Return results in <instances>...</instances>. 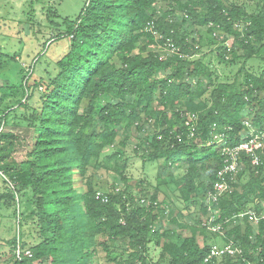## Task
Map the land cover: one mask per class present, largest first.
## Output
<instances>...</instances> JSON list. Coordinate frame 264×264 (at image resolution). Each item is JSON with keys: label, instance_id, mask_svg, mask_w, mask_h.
Instances as JSON below:
<instances>
[{"label": "trees", "instance_id": "16d2710c", "mask_svg": "<svg viewBox=\"0 0 264 264\" xmlns=\"http://www.w3.org/2000/svg\"><path fill=\"white\" fill-rule=\"evenodd\" d=\"M49 15L67 42L57 60L40 64L47 45L11 83L17 54L0 51V207L15 226L0 264H199L230 243L238 254L208 264H264V217L246 216H264V0H86L74 20ZM252 133L260 164L242 157L208 203L223 150ZM136 161L158 172L132 193Z\"/></svg>", "mask_w": 264, "mask_h": 264}, {"label": "rangeland", "instance_id": "374dc122", "mask_svg": "<svg viewBox=\"0 0 264 264\" xmlns=\"http://www.w3.org/2000/svg\"><path fill=\"white\" fill-rule=\"evenodd\" d=\"M86 0H0V51L7 55L17 54L16 63L11 62L7 69L1 71L4 75H8L10 82L15 83L20 79L19 67L29 71L27 66L32 58L43 50L47 45L45 56L40 59V64L45 60H57L66 50L67 42L65 40H53L52 34L54 30L49 26L46 20V12L50 9L51 22H60L62 18L74 20L84 7ZM54 14L57 17H54ZM50 43V44H49ZM159 53L165 54L171 52L167 47L157 50ZM207 53V50L204 51ZM212 60V59H211ZM1 61H3L1 59ZM33 63V62H32ZM31 63V64H32ZM214 66L216 64L214 63ZM3 68V67H1ZM219 70L221 66H217ZM39 69V68H38ZM50 70L49 67H42L39 70ZM18 71V72H17ZM43 72V71H42ZM41 72V74H42ZM16 73V74H14ZM0 84L1 81H0ZM7 131L23 136L24 131L7 127ZM156 165H145L141 168L140 162L136 161L129 171L130 191H135V185L138 179H147L153 185L155 184V176L157 174ZM101 174L100 176H102ZM105 181L110 182L108 177H103ZM102 178V179H103ZM0 182V189H1ZM162 198V195L159 196ZM12 210L0 207V239L7 240L12 237V231L15 234V226L11 224L10 217ZM13 220V218H12ZM162 228H171L166 219L161 222ZM159 249L150 245V257L153 262L158 260Z\"/></svg>", "mask_w": 264, "mask_h": 264}, {"label": "built area", "instance_id": "2783aa9c", "mask_svg": "<svg viewBox=\"0 0 264 264\" xmlns=\"http://www.w3.org/2000/svg\"><path fill=\"white\" fill-rule=\"evenodd\" d=\"M4 131L5 125L2 123L0 125V133ZM262 147L263 145L260 140V137L258 135H253L252 133L250 134L249 138L240 143L238 146H235L231 149L225 148L223 150V154L226 156V159L224 161L223 168L217 174L218 181L213 185L214 192L207 194L206 200L208 203H215L218 198H220L228 191V183L226 181V176L235 174L239 169L242 168V157L249 159L250 164L252 166H258L260 164V156L258 153L262 151ZM0 178L8 182V179L5 177L4 173L1 170ZM8 183L10 185V182ZM96 198H101L102 202H106V197L102 196L100 193H97ZM246 216L248 217V221L254 225L258 223L260 218L264 217L257 215L255 212L252 211L247 212ZM16 223H18V221H16ZM220 230V226H214L211 228V231L215 233L220 232ZM239 252V249L233 247L232 243L222 247L212 246L209 250V253L206 255V257L203 258L202 262L199 264H208L212 259H219L227 255L234 256ZM24 255H26L27 257H31V253L29 251L24 252ZM15 257L17 260H21L22 258L21 251L18 247L15 250Z\"/></svg>", "mask_w": 264, "mask_h": 264}]
</instances>
